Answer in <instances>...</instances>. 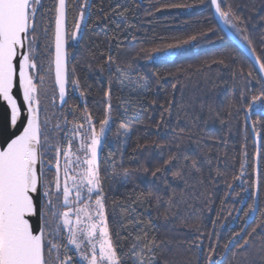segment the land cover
I'll list each match as a JSON object with an SVG mask.
<instances>
[{"label": "snow or ice", "instance_id": "6c2138e0", "mask_svg": "<svg viewBox=\"0 0 264 264\" xmlns=\"http://www.w3.org/2000/svg\"><path fill=\"white\" fill-rule=\"evenodd\" d=\"M156 2L162 8L193 6L183 0L177 3ZM198 3L205 6L213 19L218 17L233 30V34L246 44L259 68L255 75L251 69L245 73L243 67L238 73L233 72L234 88H238L239 98L237 100L233 94L216 112L221 123L229 121L234 112L237 115L243 113L245 130L250 129L253 135L252 157L248 158L245 143L242 146L241 171L234 177L242 183H228L229 191L221 199L223 212L227 197L239 198L243 204L246 200L242 194L246 193L251 203L241 208L234 200L229 216L233 211H242L245 225H250L256 219V212L264 215V33L261 35L262 47L257 49L247 28L248 21L238 12V0H198ZM69 7L68 0H54L50 7H46L43 0H0V264H175L165 255L166 243L158 239L152 218L145 221L144 214L134 221L146 225L142 237L137 236V242L127 253L122 251L123 246L114 239V235L119 236V233H113L111 222L117 208L125 215L135 213V208L116 199H111L110 206L112 188L110 185L105 187L108 169L102 168V156L108 149V163L118 166L123 174H114L113 178H119L124 186L135 184L134 173L151 172V186L146 193H141L142 202L149 205L145 213L154 209L157 216L164 219L173 213L179 198L185 194L183 191L178 193L171 186L167 179L169 172L174 180H184L186 170L188 175L197 173L203 184V167L199 159L183 154L179 143L175 145L176 151L169 148L166 159L163 158V146L157 144L161 151L155 159L162 160V163L152 169L146 166L151 156H146L145 162L137 169L125 167L124 145L131 140L127 121L142 115L145 102L162 79L154 70L156 63L162 62L158 57L197 41L206 32L201 30L184 38L171 37L174 42H166L168 38L164 37L160 42L152 39L147 41V46L141 41L140 47L124 53L126 59L122 60L113 57L110 49L106 58L101 54L96 67L89 66L93 74L98 73L100 87L97 94L102 96L100 107L93 111L87 103V97L92 94L91 85L84 87L81 84L74 65L69 70L73 59V54L68 51L69 41L79 44L82 32L109 21L113 16L126 18L130 12L135 13L119 3L105 11L103 4L97 7L89 0H74L71 7L78 11L69 34ZM93 9L95 13H102L94 24L91 22L95 14ZM261 19L264 20V16ZM104 26L107 28L108 25L105 23ZM127 27L131 29L133 26L129 24ZM217 29L218 25L207 31ZM41 32L46 37L43 45L39 43ZM132 39H136L135 35ZM141 60L145 63L140 64ZM212 63L227 66L223 58ZM42 73H46L50 80L54 76L53 101L58 96L60 105L71 112L73 120H68V112H64V119L57 118L53 124L44 102L47 90L44 88L45 74ZM169 75L175 78L174 73ZM238 76L242 83H237ZM253 79L255 87L250 86ZM176 87L177 84L173 83L172 88ZM73 92L79 93L77 99L82 101V106L69 102ZM161 107L164 112L156 124L157 128L167 125L164 114L171 117L174 100ZM203 108L202 104V111ZM171 131L178 141L185 129L177 132L173 127ZM114 143L118 145L119 164L116 151L112 150ZM143 147L146 146L137 145L138 149ZM222 174L217 170V176ZM211 179L214 177L210 176ZM158 181L163 183V188ZM236 187H239V192L235 191ZM207 207L210 211V198ZM212 223L215 227L217 221ZM193 227L198 235L192 243L201 253L197 264L201 259L203 264H223V258L216 259L219 234L213 230L207 233L209 241L213 235L216 241L208 244L209 250L205 255L202 220ZM257 230H264V221L256 224L251 232L247 226L232 231L225 250L229 251L231 246L237 248V255L246 253L250 237ZM257 252L264 260V243Z\"/></svg>", "mask_w": 264, "mask_h": 264}, {"label": "trees", "instance_id": "16d2710c", "mask_svg": "<svg viewBox=\"0 0 264 264\" xmlns=\"http://www.w3.org/2000/svg\"><path fill=\"white\" fill-rule=\"evenodd\" d=\"M43 2L46 7H50L54 0H43ZM89 2L97 7L103 4L105 11L109 7L115 8L119 3L135 13L130 12L126 18L113 16L109 21L93 26L87 32H82L79 44L69 41L71 46L68 47V51L73 54L69 70L74 65L76 76L80 79L81 84L84 87L91 85L92 94L87 97V103L93 111L100 107L102 96L97 94V89L100 87L97 81L98 73L93 74L89 66L95 68L99 62L97 58L101 57V54L106 58L110 49L113 57L122 60L126 59L124 53L139 48L141 41H144L147 46V41L152 39L160 42V38L164 37L168 38L166 42H174L170 39L171 37L184 38L188 34L194 35L201 30L206 32V35L199 37L197 41L182 48L170 50L174 52L171 57L158 59L162 62L156 63L154 70L159 72L162 79L155 87L154 93L145 102L142 115L127 121L131 128V140L127 145H124L125 167L137 169L141 163L145 162L146 156H151L152 158L146 162V166L152 169L158 163H162V160L155 159L161 151L156 147L157 144L163 146V158L166 159L169 148L174 152L177 150L176 143H179L180 151L183 154L199 159L200 165L203 167V184L200 183L201 176L197 173L188 175L186 170L184 180H174L169 172L167 179L171 186L176 188L178 193L182 191L185 193L182 198H179L178 207L169 214L167 219L162 216L158 217L154 209H149L145 213V209L149 208V205L142 202L141 193H146L151 186V172L147 174L134 173L135 184L121 185L119 178H113L114 174L123 175L121 169L108 163V149L104 150L102 168L107 167L108 169L105 187L110 185L112 188L109 193L110 206L111 199H116L135 208V213L131 215H125L120 208H117L111 222L113 233H119V236L114 235V239L123 246L122 251L127 253L129 248L137 242V236L142 237L146 225L134 221L144 214L145 221L149 217L152 218L158 239L166 243L165 255L169 260L175 261V264H197V258L201 253L192 242L196 241L198 235L193 227L198 220H202V230L205 232V236L202 238L205 255L209 250L208 244L216 241L215 235H213L212 241H209L207 236V233L213 230L220 236L216 248L217 260L223 258V264H264V260L257 252V249L264 243V230H257L250 237V246L246 253L237 255V248L230 246V250L226 251L224 247L228 243L232 231H239L240 228L247 226L248 231L251 232L256 224L264 221V215L256 212L254 214L256 219L250 225H245L242 211H233L232 216H229V210L233 208L234 200L241 208H246L247 203H251V199L246 193L242 194L246 200L243 204L240 203L239 198L227 197L226 207L221 212V199L225 198L226 192L229 191L227 184L240 185L242 183L241 180L234 179L241 171L242 146L247 143L249 159L252 157L254 147L250 129L245 130L243 113L237 115L234 112L233 117L225 123H221V120L216 118V112L228 102L230 96L234 94L237 100L239 98V90L234 88L233 72L238 73L239 69L243 67L245 73L251 69L255 75L259 73L256 66L223 30L221 31L216 19L210 16L208 10L204 5L198 3V0H183L193 6L179 9L162 8L156 0H89ZM162 2L177 3L182 0H162ZM238 2L240 4L238 12L248 21L247 28L250 36L259 49L262 47L261 35L264 33V20L261 19V16H264V0H238ZM68 3L70 7L67 28L70 34L74 28L73 21L78 9L71 7L74 0H68ZM156 8H160V11H156ZM147 12L153 14L146 15ZM93 13H95V9H93ZM98 15H102V13L92 15L91 22L93 24ZM105 23L108 25L107 28L104 26ZM129 24L133 26L131 29L127 27ZM217 25V30L207 31ZM229 29L233 32L231 28ZM133 35L136 37L135 40L132 39ZM45 41L46 37L41 32L40 45H43ZM220 58L225 60L227 66L212 63L213 60ZM139 63L144 64L145 62L141 60ZM45 68H47L46 63ZM169 73H174L175 78ZM42 74H45L44 88L47 90V98L44 102L49 108L48 114L52 117L53 124L56 123L57 118L64 119V112H68V120H73L71 112L60 105L58 96L53 101L54 76L50 80L46 73ZM242 82L238 76L237 83ZM173 83L177 84L175 89L172 88ZM250 86H256L254 79L250 81ZM78 97L79 93H71L69 102H76L82 106V101L78 100ZM153 100L156 102L153 103ZM169 100H174L172 115L169 117L165 113L164 119L167 121V125L162 124L160 128H157L156 124L161 120V114L164 112L161 105L166 107ZM202 104L204 105L203 111L201 110ZM173 127L177 132L180 129H185L178 141L171 131ZM245 136H247V141H245ZM210 137H216V139ZM138 144L146 147L138 149ZM117 147L118 145L115 143L112 145V150L116 151L117 164H119ZM133 149H137V151L133 152ZM217 170L223 174L217 176ZM210 176L214 179L210 180ZM157 183L161 188L164 187L161 181ZM235 191L239 192V187H236ZM262 197H264V193H262ZM209 198L212 201L210 211L207 207ZM213 220L217 221L215 227L212 223ZM243 242V240L240 241L241 244ZM200 264H203V259L200 260Z\"/></svg>", "mask_w": 264, "mask_h": 264}, {"label": "water", "instance_id": "95a60500", "mask_svg": "<svg viewBox=\"0 0 264 264\" xmlns=\"http://www.w3.org/2000/svg\"><path fill=\"white\" fill-rule=\"evenodd\" d=\"M215 19H216L219 27L223 30V32L229 37V39L232 42H234V44L239 49H241L244 52V54L253 62V64L256 66L257 70L259 71L258 66L254 63V60L252 59V57L250 55L248 47L241 40H239L226 25H224L222 22H220L218 17ZM58 101H59V99H58ZM59 103H60V101H59Z\"/></svg>", "mask_w": 264, "mask_h": 264}, {"label": "rangeland", "instance_id": "374dc122", "mask_svg": "<svg viewBox=\"0 0 264 264\" xmlns=\"http://www.w3.org/2000/svg\"><path fill=\"white\" fill-rule=\"evenodd\" d=\"M173 51H169L167 54H161L158 59H162V58H169L171 57V55L173 54Z\"/></svg>", "mask_w": 264, "mask_h": 264}]
</instances>
